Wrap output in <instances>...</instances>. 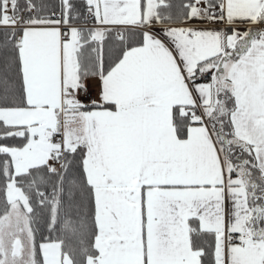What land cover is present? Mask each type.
Segmentation results:
<instances>
[{
	"label": "snow or ice",
	"instance_id": "obj_1",
	"mask_svg": "<svg viewBox=\"0 0 264 264\" xmlns=\"http://www.w3.org/2000/svg\"><path fill=\"white\" fill-rule=\"evenodd\" d=\"M0 264H264V0H0Z\"/></svg>",
	"mask_w": 264,
	"mask_h": 264
}]
</instances>
